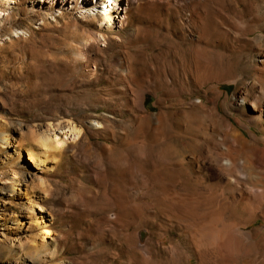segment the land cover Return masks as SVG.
<instances>
[{
    "label": "rangeland",
    "instance_id": "1",
    "mask_svg": "<svg viewBox=\"0 0 264 264\" xmlns=\"http://www.w3.org/2000/svg\"><path fill=\"white\" fill-rule=\"evenodd\" d=\"M63 1L0 0V264H45L26 256L16 232L23 223V239L31 234L22 215L32 205L54 228L46 250L58 259L47 264H264V196L245 203V188L217 185L206 146L224 134L201 110L215 107L246 136L264 137L233 105L261 61L264 32L238 41L220 24L240 10L248 19L247 6L127 0V20L109 31L91 20V1L70 0V11ZM95 1L94 14L104 8ZM72 127L79 139L68 135L42 163L45 135ZM263 171L249 175L264 180Z\"/></svg>",
    "mask_w": 264,
    "mask_h": 264
},
{
    "label": "bare ground",
    "instance_id": "2",
    "mask_svg": "<svg viewBox=\"0 0 264 264\" xmlns=\"http://www.w3.org/2000/svg\"><path fill=\"white\" fill-rule=\"evenodd\" d=\"M86 1H91V5L90 6H92V7H90V8L92 9V13L93 14L91 13V11H87V12L84 13L83 12L84 7L79 8L81 10V14L86 15V16H89V14H92V17H91L92 19L91 20H93L95 23H98V24L100 23L101 24L100 25L101 29L112 31V30H114L115 26H117V24L119 22L123 23V21L127 20V18H128V16H125L126 12H125V10H123L124 8H122V6H121V3L125 2L127 0H104V4H103L104 8L102 7L103 11L99 12V13H95V14H94V12L97 11L96 7H97V4H99V3H96L95 0H86ZM189 1H192V0H189ZM236 1L237 2H235L234 4L232 3V0H231V2H229V3H232V5H231V9L232 10H237L241 5H244V6H247V10L249 9V12H251V14L248 17V19H246L247 17L245 18L244 15L240 14V13L243 12V10H240V9H239L240 11H238L239 14H238V12L237 13L236 12L235 13L234 12H232V13L230 12L229 14H227L225 16L224 22L220 21V24H222L221 26L225 27L224 34L227 33V32L225 33V31L231 32L233 30V32H236V35H234L233 40L241 41L242 39H244V37H247L248 35L257 33L259 31L264 32V0H236ZM69 3H70V0H64L63 1V3H62L63 5L62 6H63L64 10H69L70 11ZM200 6L202 7V5H200ZM125 9L127 10V8H125ZM73 10H75V9H73ZM0 11L3 12V10H1V9H0ZM203 11H204V9H203ZM223 12H224V10H222V13ZM48 13H50V11ZM225 14H226V12H225ZM2 15L5 16L6 14L3 12ZM119 15L123 16V19ZM114 16H116L115 18H117L118 21L116 19H114ZM221 17H223V16H221ZM1 18L2 17H0V19ZM213 20H215V19H213ZM245 26H247L246 30L244 29ZM214 27H215V25H214ZM222 27H221V29H222ZM216 28H219V25ZM217 30L218 29H216V31ZM220 33H221V31H220ZM158 35H161V34H158ZM96 36H98V35H96ZM100 36H101V33H100ZM102 37L103 36H101V38ZM163 37H164V35H163ZM164 38H163V40H164ZM260 40H263V42H264V34L263 33L260 36ZM155 41H159V38H157ZM248 41H249V38H248ZM263 48H264V46H263ZM261 56H262L261 61H259L258 65L256 67V71L254 73L253 78L251 79L250 82H245L244 81L243 86L238 89V91L236 93V96L234 97L233 105L237 106L240 109V112H241V114L244 117L249 118L248 121L251 124H256L258 122L264 128V49L261 52ZM125 90L126 89H124L123 91H125ZM127 90L129 91V87L127 88ZM132 95H133L132 92H128L126 94V96H125V97H127L128 101L130 103L133 102ZM217 99H219V98H217ZM211 100H213V99L211 98ZM198 109L200 110V108H198ZM201 110H202V113H203L204 116L206 115V113L207 114L212 113V115L216 118L217 125L219 126L218 128L220 129L222 134H224L223 135L224 138L222 140H221V138H222V136H221V138L219 139L220 141L217 138V140L214 141L212 144L206 146L207 147V158L206 159H211L212 162L214 163L211 171L214 173L215 178L218 181L217 185L224 186L225 189H228V190L230 188H233L234 186L240 187L241 189L245 188V191L241 195V197H240L241 199L239 201H242V202H245V203H254L255 200L257 199V197L264 196V180L257 178L258 180H256L254 182L252 180L253 176L251 178L249 173L251 171H254V170L255 171L256 170H258V171H263L264 170V161L263 160L253 161V159H252V157H253L255 152H257V151L264 152V137L256 138L255 135H251L249 137L246 136L243 131H241L240 129H237V127H235L231 122L223 119L221 114L218 113V111H217V109L215 107L208 108V107H205V106H201ZM199 112H201V111H199ZM237 122L243 128H248L247 125L243 122L242 119L238 118ZM54 127H55L54 125L51 126V129H54ZM263 131H264V129H263ZM68 135L74 136L73 138L75 140H76L77 137L79 139V136H81L80 129L72 127V128H69L68 132H62L61 130L57 131L55 129L53 131V134H51L50 136H46L45 135V137L42 139V143L40 145L41 154H42V158H43V161H41L42 163H45L47 160L55 158L53 156V154H54L53 151L54 150L58 151L61 148L63 149V147L65 148L64 145L68 142L67 141L68 140L67 139ZM64 136H66V137L63 138ZM74 139H73V142H75ZM136 142H137V140H136ZM34 153L33 152L32 153L29 152V162H31L34 165L35 168H39L38 166H40V162H38V159H37V157H36V155ZM256 157H258V156H256ZM247 163H249V165H247ZM173 171L175 172V170H173ZM242 173L245 174V175H248V178H246L247 180L243 181V180L240 179L241 178L240 175ZM169 174H171V173H169ZM239 176H240V178H239ZM167 177H168V175H167ZM224 177H226V178L229 177V179L230 178L231 179H230V181L227 180L229 182L224 184V181H223L225 179ZM211 185H213V184H211ZM248 185H251V189L248 188ZM171 189L174 190V188H171ZM177 190H179V189H177ZM177 190H175L176 193H177ZM18 191L20 192V194L22 193L21 189H18ZM161 192H163V191L161 190ZM205 192H207V191H205ZM163 193H165V192H163ZM179 193H180V191H179ZM170 194L173 195V196L175 195L174 193H170ZM170 194H168V195L171 196ZM168 195L166 196V198H167L166 200L173 199L175 197H177V199L179 198V196H177V195H175L174 197L171 196V198H169ZM188 196H189V194H188ZM182 197H184V196H182ZM119 199H120V202L123 201L124 205H126V204H129L130 196L129 195H125L124 198H120L119 197ZM184 199H185V197H184ZM158 200L160 202L161 199L154 198V201L157 202V203H159ZM175 200H176V198H175ZM175 200H174V204H175ZM209 201H211V200H209ZM235 201H237L236 198H235ZM169 202H171V201L169 200ZM204 202H206V201H204ZM172 203H173V201H172ZM182 204H184V203H182ZM171 205H173V204H171ZM187 206H189V204ZM122 207L124 209V206H122ZM176 207H177V205H176ZM29 209H31V210H29V212H27L26 216L22 215V218H26L27 220L30 221L29 223H30L31 226H29V227H30V230H31V234L27 237V239L26 238H25V240L23 239L24 237H23V233H22V228H20L23 223H21L20 219H18V221L21 224H17V228H16V232L18 233L19 238H20V240H19L20 244L24 245L25 244L24 242H26V244L28 246L27 248L29 250V253L26 256H28L29 254L31 256H37V258L40 261H43L45 264L50 263L51 261L57 260L58 259V258H56L57 255L54 256V255L51 254L50 250H46L48 248V244H49L48 240L52 239L53 234H54L53 231H52V230H54L53 225L51 223H49L48 221H46V218L44 216L40 215L41 213L39 214L36 211L35 206L32 205V206L29 207ZM122 211L120 210V212H119L120 215H123ZM123 212H125V211H123ZM169 213H171L173 215L172 217H174V215H176V216L178 215L177 212L174 211L173 209ZM263 214H264V212H263ZM263 214H262V216H264ZM199 215H201V213ZM121 217H123V216H121ZM125 217H127V215ZM177 222H178V220H177ZM16 241H17V239L15 240L13 237H11L10 239L6 240L5 248H10L11 246L14 247V244H15ZM129 241H130V244L133 245L132 242H131V239H129L127 242L129 243ZM130 244H128V245H130ZM5 248H4V250H6ZM8 251H10V250H8ZM57 252L58 251H56V254H57Z\"/></svg>",
    "mask_w": 264,
    "mask_h": 264
}]
</instances>
